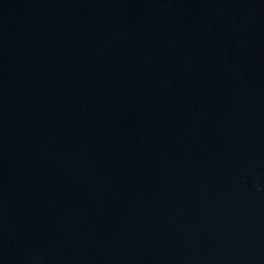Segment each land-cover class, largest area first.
<instances>
[{
  "label": "water",
  "instance_id": "1",
  "mask_svg": "<svg viewBox=\"0 0 264 264\" xmlns=\"http://www.w3.org/2000/svg\"><path fill=\"white\" fill-rule=\"evenodd\" d=\"M0 264H264V0H0Z\"/></svg>",
  "mask_w": 264,
  "mask_h": 264
}]
</instances>
